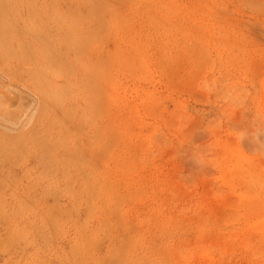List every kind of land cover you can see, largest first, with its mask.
Listing matches in <instances>:
<instances>
[{"label":"rangeland","instance_id":"obj_1","mask_svg":"<svg viewBox=\"0 0 264 264\" xmlns=\"http://www.w3.org/2000/svg\"><path fill=\"white\" fill-rule=\"evenodd\" d=\"M0 264H264V0H0Z\"/></svg>","mask_w":264,"mask_h":264}]
</instances>
